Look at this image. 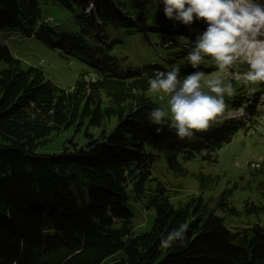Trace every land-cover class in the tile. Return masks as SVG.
Wrapping results in <instances>:
<instances>
[{
    "label": "trees",
    "instance_id": "trees-1",
    "mask_svg": "<svg viewBox=\"0 0 264 264\" xmlns=\"http://www.w3.org/2000/svg\"><path fill=\"white\" fill-rule=\"evenodd\" d=\"M42 1L74 13L85 24L81 32L98 44V57L88 62L92 75L81 74L71 90H64L37 68L21 70L0 42V264H264L263 227L232 232L222 219L205 213L197 198L175 208L174 192L153 176L161 157L176 176H185V165L196 157L214 161L245 128L244 122L229 119L180 140L167 124L150 122V112L160 106L146 95L149 78L173 66L180 68L181 79L216 69L209 57L198 69L188 63L197 34L175 27L159 0L145 2L154 9L152 23L147 13L136 18L128 13L123 0ZM40 2L0 0V30L55 47ZM194 27L201 29L198 22ZM111 29L154 35L165 51L163 64L125 67V58L109 53L116 43L110 42ZM225 81L236 90L225 97L229 109L246 106L243 85ZM111 118L117 120L114 131L100 139L85 132V148L73 146L59 156L35 152L70 127H99ZM158 126L163 127L159 135ZM256 171L264 173V161ZM130 201L154 212L147 231L134 233ZM252 207L264 211V206ZM185 224L184 239L163 246L168 234Z\"/></svg>",
    "mask_w": 264,
    "mask_h": 264
},
{
    "label": "rangeland",
    "instance_id": "rangeland-1",
    "mask_svg": "<svg viewBox=\"0 0 264 264\" xmlns=\"http://www.w3.org/2000/svg\"><path fill=\"white\" fill-rule=\"evenodd\" d=\"M125 9L135 18L140 13H147L148 22L152 23L154 9L146 0H123ZM90 10V7H89ZM88 10V11H89ZM40 11L43 18L53 19L49 23L52 30L50 40L56 46L52 47L35 37H27L19 31L0 30V42L6 45L10 54L20 63L21 70L29 67L39 69L46 80L64 90H71L81 74H93L88 65L93 58L98 57V44L81 32L85 26L77 20L76 15L60 7L45 3L41 0ZM201 29L183 25L175 21V27L181 28L185 35L202 33L207 25L198 21ZM107 31V28H106ZM110 42L115 41L109 52L114 57L125 58V67H142L150 64H163L165 51L156 42L154 35L143 32H127L124 29L108 30ZM235 72L219 73L222 78H232L243 85L248 104L240 110H231V118L244 122L245 128L223 146L214 161H202L196 157L185 165L187 174L176 176L167 169L164 158L161 157L153 171L164 186L174 192L170 194V202L175 207L187 203L191 198L201 201L202 210L207 214L222 219L223 224L232 232L255 224L264 228V211L252 207L264 206V173L257 172L256 163L264 161V83L246 84L243 73L247 71L246 64H238ZM4 68L0 64V70ZM217 69L206 78L217 75ZM89 81H94L87 77ZM147 97L167 109V98L161 100L157 95L147 92ZM223 120V121H224ZM168 121L165 124L168 125ZM116 118L99 127L85 124L77 130L74 126L37 147L36 154L59 156L66 149L85 148L87 139L85 132L95 138H101L114 131ZM219 126V123L212 127ZM254 165V168L251 165ZM259 166V165H258ZM128 207L134 215V233L147 231L154 219V212L144 211L133 201ZM120 258V254L117 256Z\"/></svg>",
    "mask_w": 264,
    "mask_h": 264
},
{
    "label": "clouds",
    "instance_id": "clouds-1",
    "mask_svg": "<svg viewBox=\"0 0 264 264\" xmlns=\"http://www.w3.org/2000/svg\"><path fill=\"white\" fill-rule=\"evenodd\" d=\"M164 15L186 26L203 21L207 27L197 35L187 61L198 69L205 57L215 63L217 75L206 78L203 71H194L180 78V68L158 71L149 78L148 93L161 100L167 98V109L153 108L150 122L163 125L168 121L180 140L211 130L216 123L231 118L225 97H233L235 88L219 73H230L238 64H246V84L264 83V0H159ZM162 134L163 127H156ZM187 225L168 234L163 241L183 240Z\"/></svg>",
    "mask_w": 264,
    "mask_h": 264
},
{
    "label": "bare ground",
    "instance_id": "bare-ground-1",
    "mask_svg": "<svg viewBox=\"0 0 264 264\" xmlns=\"http://www.w3.org/2000/svg\"><path fill=\"white\" fill-rule=\"evenodd\" d=\"M47 21H51V19H48Z\"/></svg>",
    "mask_w": 264,
    "mask_h": 264
}]
</instances>
